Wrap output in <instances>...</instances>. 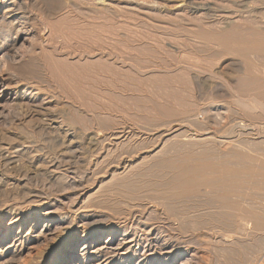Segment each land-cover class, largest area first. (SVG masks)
<instances>
[{
	"label": "rangeland",
	"instance_id": "1",
	"mask_svg": "<svg viewBox=\"0 0 264 264\" xmlns=\"http://www.w3.org/2000/svg\"><path fill=\"white\" fill-rule=\"evenodd\" d=\"M3 1L4 0L0 1V57L3 56L4 53L5 55L7 53L10 55H7L5 57L6 61H8L7 63L5 61L6 64L4 63L5 66L3 70L6 71H3V73H1V69L3 66L0 69V89L4 90V85H8V87L15 88L14 91H17L19 95H23L24 92H28L27 97H29L32 101L38 100L42 103L49 98V100H51L52 97H54V99H52L54 101L51 103V107L54 110L56 109L55 111L57 112H61L62 110L63 112L65 111L64 115L67 119L64 120V116V124L61 129L62 131H59L61 134L59 132H57L59 133L57 134L56 131L52 129L42 130L40 122L37 123L36 121L32 122L33 124H31V121H29L30 119L20 117V115H18L17 113L18 110L16 111V109H14V113L12 112L13 114H10L7 121L3 119L6 117L9 111H6L5 114L3 112V114L0 113V249H4L6 246L12 244H15L16 247L20 248V245L22 244L24 248L32 246L31 251H33L34 253H36V251H44L46 249L45 243H32V239L42 231L47 218L51 217L55 220L53 224L56 228H69V230L72 231L71 234L65 235V242L68 243V246L65 247V250L63 252L60 251L58 252V254L62 257L63 255L69 256L71 252L70 243L76 240V249H74V252L78 255V257H76L78 261L76 262L77 264H84L85 262H83V258L80 257L79 254L81 253L80 250L83 245V238L87 234V232L99 233V237H97V241L94 244V246L96 245V249L104 245L105 242L109 239H112L117 244L118 240L122 238L125 233L129 234L130 240L133 236L132 234H134L136 230V232H138V235L140 234V236H143L146 232H148L149 229H147V231L144 233L140 227V229L137 228L136 223L138 222L139 216L143 217V222L147 221V223L149 224L152 220L154 222H157L158 219L164 217L167 218L168 216H176V214L178 213H168L165 209V206L161 205L165 202L164 198H161L162 191L159 190L164 189L161 185V188L159 187V189L153 190L154 192H151V190L150 192L148 190L144 191L145 189L137 191L136 194H134V197L137 196V198H132L134 199L133 201L130 199L128 202H126L127 205L130 204L129 206H134V208H136V211L133 210V214L128 215L127 219L124 216H121L119 218L120 220H114L116 221V223L114 221H111V223L108 221L104 224L90 225L91 221H88V217H90V215H105L106 213H108L107 210H102L100 208L98 209L97 207L100 194L106 195L108 193L112 196H116L118 195L117 193H119L117 191L121 192V190H119L120 188L117 189L118 186L116 185L119 184L118 182L120 181V179L119 181H117L118 179L112 181L110 171L113 169L111 163L115 159H117L115 157L122 153V150L124 152V149L128 153L129 151L131 152L133 150L131 153H135V155H137L138 153L141 154L145 151L147 152L152 149L153 146L155 148L157 147V144H160L158 145L160 148L164 146V151H166L164 152V154L170 153L168 154L169 157L168 155L164 156L163 154L162 157L164 156L165 158H173V160L176 159L177 155H180V158L178 156L177 160H182L184 158V154L185 156H187V152L188 156L194 155L195 157H197L199 155V157H201L200 155L206 153L207 151H210L211 153H214L212 155L213 157L211 156V158H213L214 161L216 160L215 162L218 161V154L229 152L231 150L243 151L245 149L246 151L244 150L243 152L252 154V152H250V147L248 146H251V149L254 151L253 153L256 152L254 149L258 147L257 149H260L259 151L264 154V142L261 143L262 141H264V114L261 115L260 113H257L255 114V116H252L241 112L240 109L237 108L236 103L231 97V95H233L231 94L233 93V88L229 87V83H231L233 87V83L236 84L237 81H240L245 76V71H243L245 60L238 53L247 54L249 62L253 64V66L257 70L256 73L264 78V57L262 53H259L257 50V45L258 43L260 44V41L258 42L257 40L261 36H264V0H199V2H213L212 4L217 6L216 9L219 8L220 10H222H216V12L211 17L208 16L209 19H207L206 16L204 18V15L201 16L200 14H198L200 15L199 17L196 14L192 15L191 13H188V11H185V9L183 8L188 0H6V3H3ZM7 10H9L10 12ZM218 13L221 14L219 15ZM222 13L224 14V17H222ZM6 15L15 17L7 18ZM212 17L215 18L213 19ZM223 18H227L229 21ZM10 22L13 23L10 24ZM22 30H27L32 35L26 37V40L25 37L21 39ZM234 31L240 34H238V36H231V38L227 40L228 43H211L208 40V37L211 35H215V37L217 38L219 35ZM56 35H63L61 36L62 39L60 38V36L56 38ZM64 35H70L71 39L64 37ZM74 35H110L111 39H113L114 37L115 39L119 37L118 39L122 38L120 40H123L125 43H133L134 45L132 44V46L130 47H138L135 48V50L140 51L139 48H141V50L143 49L142 51L144 52H152L151 54L149 52L145 53L149 58L144 54L143 56H145L146 58L141 57L143 61L140 62V60L139 63L142 64L149 62L151 64V61L154 62V60H152L154 57L155 61L163 60V62L161 63H165L166 66L164 67L163 65L162 67L167 68L168 65L169 68H171V70L173 71L172 72L171 70H169L170 73H173H171L173 76L174 74L180 75L177 76L179 78L181 77L183 84L180 85V83L178 84L177 82V85L175 86H177L176 89H179V91H183L184 99L186 100V104L184 103L185 107L184 105H181L179 102L174 100L165 102L161 94H157V96L155 97V102H159L158 104H163L164 102L169 108L174 110L173 115H169L166 118V115L155 113L153 114V117L151 116L152 114L147 117L139 111H134L130 114L121 113L116 116L113 113L112 116L109 114H99L100 116H98L96 114V116L94 115V117L92 114H90V116L89 113H85V111L82 114V109L75 104L73 105V103L70 102L66 97L63 96V98L59 91L57 89H54L55 85L53 87L52 82L42 81L44 79L42 77H44V74L46 73L45 70L43 72L45 65L44 58L46 54L50 56L53 55V57L56 56V58L60 56L61 58L60 54L63 53L65 57L62 56V58H69L67 60L73 63L79 61L78 56H76V58L74 53H76L77 50L83 49L82 46L86 44L78 43L79 38ZM191 35H203L204 39H199ZM107 37L109 38V36ZM72 38L76 39L73 40ZM108 38H106L107 40L105 39L107 41V44H113L112 41L114 40ZM66 40L69 42L67 43ZM70 40H72V43L70 42ZM79 42H81V40H79ZM123 43L119 47H122V45L125 44ZM65 44L67 45V47H69L67 48ZM80 44H82V46H80ZM115 44L112 45V47L117 46ZM126 44L124 45L125 47L128 45ZM125 47H123V52L125 51ZM29 48H33V53L29 52ZM57 48L58 51H56ZM69 48L72 49L74 53L71 52ZM64 49L66 51H64ZM63 51L67 55L64 54ZM126 51L130 52L128 47H126ZM72 53L73 56H70L72 55ZM42 55L45 56L42 58ZM5 58L2 59L5 60ZM144 58L145 60L147 58L148 59L144 62ZM0 62L1 65L2 61L0 60ZM30 62H34V66H32L34 70H37L35 73L38 74L29 75L25 78L18 77L16 71L20 67H24V65L29 64ZM188 65L196 66L199 69L203 68L207 73H217L216 75L218 76L216 77L217 80H215V83H218L219 85L220 83H223L224 85L228 86L227 89L225 87V91H220L221 88L216 90L215 88H209L208 86H199L198 83L193 79V76L196 73L198 74V71L200 70H187L186 67ZM11 66L13 67L11 68ZM176 66H179V69ZM15 67L16 69H14ZM173 67H175V70ZM9 68L11 72L8 70ZM40 74L42 77L40 76ZM15 76H17L18 78H16ZM177 76L175 77L177 78ZM3 77V80L5 82L2 80ZM6 79L9 80L6 81ZM14 82L17 83L15 84ZM157 87L158 85H154L155 90L157 89ZM263 90L264 87L262 91ZM260 91L261 89L256 91L254 88L251 92V96H257ZM224 92L226 94L230 93L231 95L229 94L226 97V94H224ZM57 93H59V97H57ZM260 100L262 101V99ZM133 102L134 101H131L130 103ZM155 102L151 103L150 105L156 106ZM136 103L137 109L142 108L144 105L146 106V104H144L145 102L143 101ZM187 104L188 106L192 105L191 107L187 106L190 109H186ZM69 107H71V110ZM63 108H65L66 110ZM72 110L79 111L73 112ZM1 111L2 110H0V112ZM77 112L80 113L77 114ZM15 116H17L18 118L16 119ZM232 119H236L234 121L236 124L232 122ZM65 121L69 124L67 125ZM191 123L194 124L192 125ZM230 123L233 124V126ZM246 126H248L249 128ZM67 127H69L70 130L79 133L80 135H83L82 133H85L89 137H98L101 141H104L103 145L105 144L104 146H106L109 150L106 152L107 154H105L106 158L109 157V159H106L109 162L105 159V161H103L102 159V162H100L101 165L99 163L100 166L93 165L92 167H88L87 163L89 159L92 158V155L88 150L85 149L86 146H84V141L77 148L75 147L71 150H66L65 145L63 147L62 139L65 135V132L67 133L68 131H70ZM125 127L127 128L126 130ZM63 129L65 131H63ZM119 131H121L122 133ZM223 131L224 133H222ZM226 132L229 133H227L226 135ZM9 134L17 135L15 137L14 145H21L20 148L22 149L17 147L16 150L19 149L23 150V152L26 151V154L30 155L32 159L34 158L30 163H20V166L21 164L23 165L25 163L23 165V167L25 166L23 171H13V166L10 165L11 162L9 163L6 160V152H4V150L8 147L9 144V141L7 140V136H9ZM119 135H126V137L128 135L129 136L126 139L122 138V141V139L117 140L116 137ZM232 135L235 136L233 137ZM113 137L114 139H112ZM207 137H214V139L212 140L214 143L210 142L208 145L207 140L205 141V138ZM202 139L204 140L202 141ZM235 140L238 141L236 142ZM22 141H26L25 143H31L25 144L27 146L26 147L25 145H23ZM120 141L121 143L123 142V144L126 143L127 145H124L125 148L123 147L118 151L120 153L115 155L114 148L117 145L115 144L114 146V143H119ZM252 141L254 142V144ZM184 144L185 146H183ZM230 144L233 145L231 146ZM255 144L257 145V147ZM212 147L214 152L212 150H208L212 149ZM231 147L233 149H231ZM111 148L113 149V151ZM129 148L131 149L129 150ZM216 148H218V150H216ZM221 148H223L225 151L223 149L222 151ZM239 148L241 149L238 150ZM136 149H138V153ZM188 149L197 151L196 153L200 151L201 154L200 152L199 154H194L195 152H189ZM203 149L204 153L202 152ZM66 151L68 152L66 153ZM174 152L179 154H176V156H174ZM181 152H184V154H182ZM215 152L218 153L216 154ZM180 153L183 155V157ZM263 154L259 153L258 155L261 158ZM159 158L157 160L160 163L161 161L163 162L162 158ZM262 158H264V155ZM213 159H210L211 162L213 161ZM157 160H153L154 162L151 161L149 162V164L151 163L150 165H154L156 164ZM17 164L19 165L18 162ZM147 167L149 166L147 165ZM160 171L162 170L159 169L158 171L156 170L154 172H150L148 180H151L153 182L157 179L155 183H162L161 180L163 178L161 177V175H165V173L160 174ZM50 172H55V175L51 177ZM151 175L153 178L151 177ZM154 176H156V179ZM50 177L54 178V180L57 181L55 182L54 180H51ZM159 177H161L160 180ZM102 185L103 191H101V193L99 194H95L97 190L102 187ZM114 185L117 186V188ZM114 187L117 191L113 189ZM104 192H106V194ZM113 193L115 194L113 195ZM158 193H160V195ZM24 195L27 196L24 197ZM142 203L143 206L141 208V211L144 206L154 211L153 213L151 212V218L143 212H141V214L143 215L137 212V208H139L138 205H142ZM180 205L184 206L183 202ZM163 212L166 216L163 215ZM106 215L108 216V214ZM129 216H131V219L129 218ZM177 216L179 218L181 217L180 214H178ZM131 221L134 223H132ZM161 222L162 220H159L157 223L162 226ZM86 223L89 226H87ZM132 224L134 225L133 227ZM115 225L117 226V228H115ZM203 227L205 226H202V228H200L203 229L201 231L200 229H198L200 232L197 229L196 231L191 230V232L188 233V236H184H187L188 240L186 241L185 239V241L186 243H189H187V248L190 251L189 255L185 257L186 259L183 261V264H229L228 262L230 260L231 264L232 260H235L236 262L240 260L242 253L240 254V257L238 256V254L243 250H236L238 249V247L232 244L231 249L233 247H237L236 249L232 250L233 252L238 251L236 252L237 256H235L236 253L234 254L233 252V255H231V253H229L231 251H228L227 254V250L230 249V244L229 246H226L227 244L225 245L224 243L222 244V242L220 241L221 239L219 236H217L218 234L216 231L215 233H213L207 227H205V229L207 230H205ZM129 228L132 230H130ZM134 228H136V230H134ZM112 232H114V235ZM162 232L164 235H166L165 231ZM144 236H146V234ZM144 236L142 237V239L144 238ZM140 243L141 245L138 247L136 244L129 245L128 247L123 248L120 251L125 252L127 248L132 247L130 253L128 252L129 254L126 258L127 261L130 258V260L133 261V264H137V255H143L149 251L146 240H143ZM223 245L226 246L225 248L227 250L223 248ZM29 253L30 252L26 249L23 256L25 257L27 254L29 255ZM104 260V257H101V259H99L100 264H102ZM15 262L13 264H17L18 261L16 263ZM128 262L124 261L121 264H128ZM157 262L163 264L159 258L157 260L151 261L150 264H156ZM96 263V260H92L88 264ZM68 264H74V262L70 261L68 262Z\"/></svg>",
	"mask_w": 264,
	"mask_h": 264
},
{
	"label": "bare ground",
	"instance_id": "2",
	"mask_svg": "<svg viewBox=\"0 0 264 264\" xmlns=\"http://www.w3.org/2000/svg\"><path fill=\"white\" fill-rule=\"evenodd\" d=\"M3 3H6V0H4ZM212 3L213 2L208 3L205 1L199 2V0L198 1L197 0L196 1L195 0L194 1L188 0L183 9H185V11H188V13H191L192 15L200 14L201 16L204 15V18L206 16V18L209 19L208 16L211 17L216 12V10L217 11L220 10L219 8L216 9L217 6L213 5ZM244 4H246V3H244ZM7 11H9V10H7ZM220 11H222V10H220ZM200 15H198V16L200 17ZM222 15L221 16L224 17L223 13H222ZM8 17L13 18L15 16H12V17L7 16V18ZM223 19H227V18H223ZM3 20H4V18H3ZM12 23L13 22H10V24H12ZM15 24H16V21H15ZM21 27H24V26H21ZM238 34H240V33H237L236 31L228 32V33H224L222 35H219L217 38L215 37V35H211L208 37V40L211 43H217V42L228 43L227 40L230 39L231 36H238ZM31 35L32 34L29 33L27 30H22L21 39L25 37V40H26V37H29ZM59 36L56 35V38H58ZM61 36H63V35H61ZM61 36H60V38H61ZM74 36L79 38L78 43L86 44L83 46H82V44H80V46H82L83 49L77 50L76 53H74V51H72V49L69 48V50H71V52H73L75 54V57L78 56L79 61L76 63L70 62L69 60H67L69 58H67V59L62 58V56H64L63 53L62 54L59 53L61 55V58H60V56L56 58V56L53 57V55L50 56L48 54H46V56L42 55L41 56L42 58L45 56V58H44V60H45L44 64L45 65H44L43 72L45 70L46 73L45 74L41 73V74H44V77H42L41 74H40V76L42 78H44L42 81L52 82L53 87L55 85L54 89H57L62 97L63 96L66 97L70 102L73 103V105L75 104L76 106H79V108H81L83 111L82 114L85 111V113L87 112V113H89V115L92 114L93 116L94 115L96 116V114L98 116H100L99 114H109L112 116L113 113L116 116V115L121 114V113L122 114H130L134 111H139L147 117L150 116L151 114H152L151 116L153 117V114H155V113L166 115V118L169 115H173L174 110L169 108L164 102H163V104H158L159 102H155L156 101L155 97L157 96V94H161V96L163 97L165 102L174 100V101L179 102L181 105H184V107H185V104H186L185 101L186 100L184 99L183 91H179V89H176L177 86H175V85H177L176 84L177 82H178V84L180 83V85L183 84L181 77L180 78L178 77L180 75L174 74V76H173L172 75L173 71L171 70V68H169L168 65H167V68H164L166 66L165 63L164 64L161 63V62H163V60L155 61L154 57L152 59V60H154V62L149 60V61H151V64L149 62L142 63V64L139 63L140 60H141L140 62L143 61L141 57H145L143 55L145 53H148L149 51L144 52V51H142L143 49L141 50V48H139L140 51L135 50V48H138V47H136V46L134 48L130 47V46H132L133 43L132 44L129 43L130 44L129 45L126 42L128 44L127 45L123 40H120L122 38L118 39L119 38L118 37L115 39V37L112 36L114 38L111 39L110 35H74ZM104 36H106V37H104ZM107 36H109V38ZM191 36L199 38V39H204L203 35H191ZM64 37L71 39L70 35H66V36L64 35ZM72 37H73V35H72ZM106 38L114 40L115 42L112 41L113 44L112 43L111 44L114 45L116 43L115 45H117V46L112 47L111 44H107ZM19 39H20V36H19ZM75 39L76 38H74L73 40H75ZM79 40H81V42H79ZM71 41L72 40H70V42ZM257 41L258 42L260 41V44L258 43V45H257L258 46L257 50L259 53H262V55L264 57V36H261ZM68 42L69 41H67V43ZM123 42L127 45L126 47L129 48L130 52H127L128 50L126 51V47L124 46L125 44ZM122 43L124 45H122V47H119ZM109 45L111 46V48ZM85 46H87L88 48ZM66 47H67V45H66ZM66 47H65V49H66ZM123 47H125L124 52H123ZM130 48H131V50H130ZM29 49H30L29 52L33 53V48H29ZM65 49H64V51H66ZM69 50H67V51H69ZM11 51H12V48H11ZM56 51H58V48ZM73 53L70 56H73ZM64 54H66V53L64 52ZM238 54L245 60V62H244V69L245 70L243 69V71H245V76L240 81H237L236 84L233 83V87H232L231 83H229V87L233 88L232 89L233 93H231L233 95H231L230 93L229 94L231 95L232 99L236 103L237 108H239L241 112H244L245 114L252 115V116H255V114H257V113H260L261 115H263L264 114V102H263L264 101V90L262 91V89L264 87V78L256 73L257 70L255 69L253 64H251L249 62V60L247 58V54H240V53H238ZM7 55H10V54L7 53L5 55V53H4V55L0 57L1 58L0 60L2 61V64L0 65V69L3 66L1 69V73H3V71H6L3 69H4L5 64L8 61V60L6 61V58H5ZM145 55L147 56V54H145ZM75 57H73V58H75ZM2 58H5V60ZM9 58H7V59H9ZM145 58H144V62L149 57L146 60H145ZM5 61H6V63H5ZM33 64H34V62H30L29 64L24 65V67L23 66L20 67L16 71L17 76L25 78V77H28L29 75L38 74V73H35L37 70L33 69V66H34ZM163 65H164V67H162ZM12 67L13 66H11V68ZM171 67H172V65H171ZM173 68L175 70V67H173ZM177 68L179 69V66ZM14 69H16V67ZM186 69L193 71V70H196L199 68L196 66H193V65H188L186 67ZM8 70L11 72L10 68ZM169 70L172 71L171 72L172 74L170 73ZM199 70L200 71L197 70L199 73L198 74L194 73L195 75L193 76V79L198 83L199 86H208L209 88H215L216 90L221 88L220 91H225V87L227 89L228 86L224 85L223 83L222 84L220 83V85H222V86H220L218 83H215V80H217L216 77L218 76V75H216L217 73H211V72L207 73L203 68L202 69L200 68ZM259 72H261V71H259ZM1 73H0V77H1ZM17 76H15V77L18 78ZM175 76H177V78ZM16 78H14V79H16ZM35 78H37V77H35ZM3 79H4V77L2 78V80ZM8 80L6 79V81H8ZM214 83H215V85H214ZM6 84H7V82H6ZM154 85H158L156 90L154 88ZM223 85H224V87H223ZM4 86H5L4 90L0 89V110H2L0 113L3 112L5 114L6 111L7 112L9 111V112L7 113L5 118L3 117L4 118L3 120L7 121V119H9L10 114L14 111V109H16V111L18 110V112H17L18 115H20V117H22V118L30 119L29 121H31V124H33L32 122H36V121H37V123L40 122L41 123L40 125L42 126V127L41 126L40 127L42 128V130L52 129V130H55L56 133L59 131H62L61 129H62L63 124H64L63 119L65 116L64 115L65 111L63 112V110H62L61 112H57V111H55L56 109L54 110L51 107V105H52L51 103L54 101L52 99H54V97L50 96V97H52V99H51L52 101L49 100L50 99L49 98L48 100H46L43 103L39 102L38 100L32 101L29 97H27L28 92H24L23 95H19L17 91H14L15 88L8 87V85H4ZM12 86H13V84H12ZM211 86H213V87H211ZM51 88H52V86H51ZM174 88H175V90H174ZM254 88L256 91L261 89V91L257 95L258 98H257V96H251V92ZM230 89H228V90H230ZM57 90H55V91H57ZM59 93H57L58 94L57 97L60 96ZM224 94H226V93L224 92ZM229 94H226V97ZM260 99H262V101ZM59 100H61V99H59ZM131 101H134V102L130 103ZM142 101L145 102L144 104H146V106L144 105L142 108L137 109L136 108L137 107L136 102H142ZM55 102H56V100H55ZM154 102H155L156 106L155 105L151 106L150 104L154 103ZM147 105H149V106H147ZM187 106H188V104L186 105V109H190L188 107H191L192 105H190L188 107ZM193 107H196V106H193ZM69 108L71 110V107H69ZM63 109H65V108H63ZM191 109H193V108H191ZM74 111H79V110H74ZM17 113H16V115H17ZM79 113L80 112H77V114H79ZM244 116H246V115H244ZM15 118L17 119L18 117L15 116ZM66 119L67 118L65 116L64 120H66ZM79 119H81V118H79ZM253 119H250V120H253ZM206 120H208V119H206ZM235 120L232 119V122H234ZM24 121H26V120H24ZM215 121H216V119H215ZM83 122H84V120H83ZM190 122H192V121H190ZM65 123L67 125L69 124L66 121H65ZM158 123H159V121H158ZM166 123H168V122H166ZM191 124L193 125L194 123H191ZM227 125H228V123H227ZM231 125L233 126V124H231ZM223 126H224V124H223ZM246 127H248V126H246ZM67 128H68V130H70L69 127H67ZM228 128H230V127H228ZM126 129L127 128L125 127V130ZM63 131H65V130L63 129ZM224 131L222 133H224ZM119 132H121V131H119ZM59 133H57V134H59ZM227 133H229V132H226V135H227ZM82 134L83 135H80L79 133H76L72 130L68 131L67 133L65 132L63 139L61 138L63 147L65 145L66 150H71L75 147L77 148L78 146H80L81 143H83V141H84V143H85L84 146H86L85 149L88 150L92 155V158H91L92 160L89 159V161L87 163L88 167L89 166L92 167L93 165L98 166L99 163L102 162L101 161L102 159H103V161H105L106 159H109L108 156H107L108 158H106V156H105V154H107L106 152L109 150L106 146H104L105 144L103 145L104 141H101L98 137H89L85 133H82ZM113 135H115V134H113ZM16 136H17L16 134L15 135L9 134V136H7V140L9 141V144H8L7 148L4 147L5 148L4 152H6V156H5L6 160L9 163L11 162L10 165L13 166L12 170L13 171L14 170L15 171L16 170L17 171H23V169L25 167V166L23 167V165L25 163L23 165L21 164V166H20V163L21 162L30 163L34 158L32 159L30 155L26 154L25 153L26 151L23 152V150H19V149L16 150L17 147L20 148V146H21V145L16 146L17 144L14 145V143H15L14 141H15ZM232 136L234 137L235 135H232ZM127 137H126V135H119L116 138H117V140L118 139L121 140L122 138L126 139ZM215 137H217V136H215ZM112 139H114V137ZM213 139H214V137L213 138L207 137V138H205V141L207 140V142H208L207 144L209 145L210 142H213L212 141ZM203 140L204 139H202V141ZM122 141H123V139H122ZM22 142H23V145L31 143V142L25 143L26 141H22ZM263 142L264 141H262L261 143H263ZM115 144L117 145L114 148L115 155L119 154L120 152H118V151L121 150L123 147L125 148L124 145H127L126 143L125 144H123V142L121 143V141L119 143L115 142L114 146H115ZM166 144H167V142H166ZM253 144H254V142H253ZM158 145H160V144H157L156 145L157 147H155V148L153 146L152 149H150L147 152L145 151L141 154L138 153V149H136L137 153H138L137 155H135V153H133L134 155L131 153L133 150L131 152L129 151V153H128L124 149V152L122 150V153H120L117 157H115L117 159H115L111 163L113 169L110 171L111 172L110 176H111L112 181H115L117 179H118L117 181H119V179H120V181L118 182L119 184H116L118 186V188H117V186H115V185L114 186L117 189L120 188L119 190H121V192L117 191L114 187L113 189H115L120 194L117 193L118 195L112 196L111 194H108V193L106 194L107 191L104 192L106 195L100 194L97 207H98V209L100 208L102 210L103 209L107 210L108 213H106V214H108V216L106 214L105 215L104 214L90 215V217L87 216L89 218L88 221H91L90 225H96V224H104L108 221L111 223V221L118 220L121 216H124L127 219V216L130 214H133L132 212H133V210L136 211V208H134V206H129L130 204L127 205L126 202H128L130 199L133 201L135 198H137V196L134 197V194H136V192L141 190V189H145L144 191L148 190L149 192L151 190V192H152L153 190L159 189V187L161 185L164 188V189H159L162 191V193L160 192L162 194L161 198L163 197L165 200L164 204L162 203L161 205L165 206V209L167 210L168 213H174L175 214V212H176V213L180 214L181 217L179 218L177 216L178 214H176L177 217L173 216L175 218L169 217L168 215H167L168 216L167 218L163 216L164 218L157 220V222L159 220L160 221L162 220V222H161L162 226H160L157 222H154L153 220H152L153 222L150 220L151 221L150 224L147 223V221L143 222V217L139 216L138 222L136 223L137 228L140 227L144 233L147 231V229H149L148 232L145 233L146 236H144L145 234L143 235L144 236L143 239H142L143 236H140V234L138 235V232H136L137 231L136 228H134V230H136V231L134 234H132L133 236L131 237V240L129 239L130 238L129 234L125 233L122 236V238H120L118 240L117 244L112 239H109L108 241L105 242L104 245H102L96 249H95L96 245L94 246V244L97 241L96 240L97 237H99V233L87 232V234L83 238V245H82V248L80 250L81 253L79 254V256L83 258V262H85L84 264H88L92 260H96V262H97L96 264H100L99 259H101V257H104V259H105L104 262L102 261L103 262L102 264H114V263H116V264L120 263L121 264L124 261H126V262L129 261L128 264H133V261H131L130 258L128 259V261L126 259L128 257V254L130 253V250L132 249V247L127 248V250L125 252H120V251L123 248L128 247L129 245H135L136 244L138 247L141 245L140 242L143 240L144 241L146 240V243L148 244V248H149L148 250L149 251L143 255H140V254L137 255V259H136L137 264H150L151 261L157 260L158 258L162 261L163 264L164 263L165 264H183V261L186 259L185 257H187V255H189V251H190L187 248L188 242L186 243V241L188 240L187 239L188 233L191 232V230L196 231V229L198 230V229L202 228V226L207 227L213 233H215V231H216L218 234L217 236L220 237V239H221L220 241L222 242V244L223 243L225 245L227 244L226 246H229V244H230V249H228V250L225 248L226 246L223 245L224 246L223 248L227 250V254H228V251H231L229 253H231V255H233L232 250L236 249L237 247H238V249H236V250H240V251L243 250V251L239 252V254H238V256L240 257L241 256L240 254L242 253L240 260L237 262L235 260L234 261L232 260L231 264H264V158H262L264 154L261 153V151H259L260 149H257L258 148L257 145L255 144L257 147L254 149L256 151L255 153H253L254 151L251 149V146H248V147H250V150H251L250 152H252V154L251 153L247 154V152H243L245 149L242 151V150H240L241 148H239L238 150H240V151H234V150L229 151V150H227L229 152L220 153L217 155L218 157L215 155L218 159L217 162H215L216 160L214 161V159L211 158V156L214 153H211L210 151H207L206 153H204V149H206V148H204L202 150V152L204 154L200 155L201 157H199V155L198 156L196 155L197 157H195L194 155L188 156V152L186 154L187 156H185V154H184L185 150H184V152H181L182 154H184V158L182 160L181 159L177 160L178 159L177 157L179 156V158H180V155H177L176 159L174 158L175 160H173V158L172 159L168 158L169 157L168 154H170V153L164 154V152H166V151H164V146L160 148ZM163 145H165V144H163ZM230 145L232 146L233 144H230ZM183 146H185V144ZM243 146H244V144H243ZM246 146H247V144H246ZM240 147H242V146H240ZM20 149H22V148H20ZM130 149L131 148H129V150ZM175 149H176V147H175ZM222 149L223 148H221V150ZM231 149H233V148L231 147ZM208 150L213 151V147H212V149H208ZM216 150H218V148H216ZM257 150H258V154L259 153L263 154L261 156V158L257 154ZM112 151H113V149H112ZM191 151H192V153L195 152L194 154H199V152H200L199 151L198 153H196L197 151L189 150V152H191ZM67 152L68 151H66V153ZM174 153H173V155H174ZM162 154L164 156L168 155V157H166V158L164 156L162 157ZM176 154H179V153H175L174 156H176ZM200 154H201V152H200ZM253 154L254 155L257 154V155L254 156ZM256 156H258V157H256ZM159 157L162 158L163 162L161 161V163H160L157 160ZM182 157H183V155H182ZM216 157H214V158H216ZM68 158H69V156H68ZM210 159H213L214 162L213 161L211 162ZM153 160H157L156 164L150 165L151 163L149 164V162H151ZM106 161H108V160H106ZM17 162L19 163V165L17 164ZM146 164L149 167H147ZM4 165H6V164H4ZM100 165H101V163H100ZM144 167H147V168H144ZM159 169L162 170V171H160L161 172L160 174L165 173V175H163V174L161 175V177L163 178L161 180L162 183H160V184H159V182L155 183V181H157L156 176H154L156 179L155 181L152 182L151 180H148L150 172H154L156 170L158 171ZM50 174H51V177H53L55 175V172H50ZM152 175H151V177H152ZM51 177H50V179L54 180V178H51ZM161 177H159V180ZM60 180H62V179H60ZM54 181L56 182L57 180H54ZM52 184H54V183H52ZM11 185H13V184H11ZM112 187H113V185H112ZM102 188H103V185H102V187H100L97 190V192L95 194L101 193V191H103ZM48 190H49V188H48ZM160 193H158V194L160 195ZM114 194L115 193H113V195ZM25 196H27V195H24V197ZM1 197H2V194H1ZM32 197H35V196H32ZM132 198H134V199H132ZM182 202H183L184 206L180 205V204H182ZM125 204H126V206H125ZM142 206H143V203H142V205L141 204L138 205L139 208H137V212L140 214H141V212H143L144 214L148 215V217L151 218V215L154 211L151 210L150 208L145 207V206L143 207V209L141 211ZM83 211H85V210H83ZM141 215H143V214H141ZM163 215H165L164 212H163ZM130 217L131 216H129V218ZM54 222H55V220L53 218H51V217L47 218L46 223L43 226L42 231L32 239V243L44 242L46 245V249L44 251H39V252L36 251V253H34L33 251H31L32 246L24 248V246L21 244L20 248H18V247H16L15 244L14 245L12 244V245L6 246L4 249H0V264H13L15 261L19 262V263L17 262V264H68V262H70V261H73L74 264H77L76 261H78V260L76 257H78V255L74 252V249H76V242H77L76 240L72 241V243H70L71 252H70L69 256L63 255V257H62L58 254V252H60V251L63 252L65 250V247L68 246V243L65 242L66 241L65 235L71 234L72 231H70L69 228H63L64 230L62 228H56L53 224ZM114 222L116 223V221H114ZM87 223H86V225L89 226L88 225L89 223L88 224ZM132 223H134V222H132ZM116 225H115V228H117V226L119 224L117 226ZM133 226L134 225L132 224V227ZM205 227H203V228L205 229ZM58 229H59V231H58ZM130 230H132V229H130ZM161 230L165 231L166 235H164ZM201 230H203V229H200V231ZM205 230H207V229H205ZM62 232H64V233H62ZM112 233L114 235V232H112ZM185 235H187V236L184 237ZM189 237H191V236H189ZM185 239H186V241H185ZM209 241H210V239H209ZM215 243H217V242H215ZM232 244L236 245L237 247L236 248L233 247L231 249ZM36 247H38V246H36ZM227 248H229V247H227ZM26 249L30 253H29V255L27 254L28 256L26 255L24 257L23 255L25 254ZM33 249H34V246H33ZM236 252H238V251H235L233 253L235 254ZM216 255H217V253H216ZM223 255H225V254H223ZM235 256H237V253ZM230 261L228 262L229 264H230ZM156 264H160V263L157 262Z\"/></svg>",
	"mask_w": 264,
	"mask_h": 264
}]
</instances>
